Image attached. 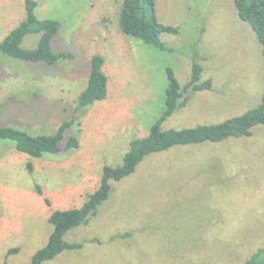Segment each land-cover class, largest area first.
I'll list each match as a JSON object with an SVG mask.
<instances>
[{
  "label": "rangeland",
  "instance_id": "1",
  "mask_svg": "<svg viewBox=\"0 0 264 264\" xmlns=\"http://www.w3.org/2000/svg\"><path fill=\"white\" fill-rule=\"evenodd\" d=\"M24 1L0 0V43L25 18ZM36 1L39 19L60 22L54 52L73 59L49 65L0 52V127L52 135L72 121L60 144L75 136L79 147L37 159L0 140V264H32L53 232L51 214L82 207L103 168L121 165L148 135L168 67L185 85L197 62L213 89L190 94L165 129L222 123L256 108L264 92L262 47L233 0H156L160 22L179 28L161 35L164 51L121 31L123 0ZM40 37L27 35L22 47L37 48ZM96 55L108 96L79 109ZM111 185L97 216L64 238L83 248L45 264H244L264 247V125L250 137L152 154Z\"/></svg>",
  "mask_w": 264,
  "mask_h": 264
},
{
  "label": "trees",
  "instance_id": "2",
  "mask_svg": "<svg viewBox=\"0 0 264 264\" xmlns=\"http://www.w3.org/2000/svg\"><path fill=\"white\" fill-rule=\"evenodd\" d=\"M239 19L248 24L256 35L264 57V0H233ZM25 18L0 43V52L5 56L23 62H45L55 65L62 59H73L70 52H54L53 39L59 34L60 22L55 19H39L36 16L38 1L25 0ZM119 25L121 31L130 37L151 44L161 50H169L160 40L162 34H178L179 28L160 22L156 13V0H123ZM30 34H41L37 48L24 49V38ZM105 58L96 55L91 61V71L87 86L78 98L77 107L84 109L108 96L109 78L104 72ZM204 68L197 62L192 64L190 80L181 85L175 72L166 70L168 86L165 91L164 109L150 126L148 135L134 139L129 151L124 155L119 166H105L99 188L89 195L80 208L58 210L51 214L49 223L53 226L47 244L32 257V264H45L55 260L66 251L83 248V243L67 242L66 234L82 225H87L90 218L97 216L100 206L108 200L112 191L111 182H121L134 174L138 166L150 155L169 152L175 147L220 143L230 138L252 136V130L264 125V92L259 105L244 114L230 118L219 124L197 125L182 129H165L163 124L177 110L186 107L190 94L213 89L212 80L203 81ZM71 122L63 123L52 135H32L29 132L12 127H0V140H11L17 151L32 158H42L46 154H58L63 149L79 147L77 137H71L65 143L67 129ZM32 171V166L29 167ZM11 250L7 257L17 253ZM244 264H264V247L254 253Z\"/></svg>",
  "mask_w": 264,
  "mask_h": 264
}]
</instances>
